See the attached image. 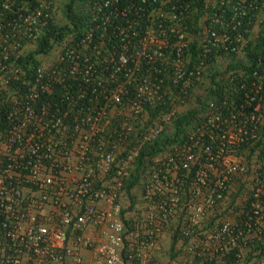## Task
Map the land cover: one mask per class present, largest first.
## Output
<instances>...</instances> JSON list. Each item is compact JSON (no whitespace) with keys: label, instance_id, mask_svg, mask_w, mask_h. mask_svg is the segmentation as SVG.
<instances>
[{"label":"built area","instance_id":"2783aa9c","mask_svg":"<svg viewBox=\"0 0 264 264\" xmlns=\"http://www.w3.org/2000/svg\"><path fill=\"white\" fill-rule=\"evenodd\" d=\"M18 1L0 0V264H160L109 187L162 149L143 190L175 224L162 264L264 253V0L93 1L76 35L55 0Z\"/></svg>","mask_w":264,"mask_h":264},{"label":"crops","instance_id":"0c3cea01","mask_svg":"<svg viewBox=\"0 0 264 264\" xmlns=\"http://www.w3.org/2000/svg\"><path fill=\"white\" fill-rule=\"evenodd\" d=\"M174 125L175 122L173 125H171L170 129L174 127ZM164 153L165 152L162 149L159 153L148 155V159H144L143 155L140 156L134 161L130 169V176L128 175L123 179L119 178L121 184H111V187H109L110 189H114L116 194H120L119 198L124 206L123 215L128 227H130L132 231L136 235H139V237L141 238L152 237L154 243L157 245L158 250L154 253L153 256H148L147 260H150L153 263V261L155 262L157 261V259H159L160 264L164 263V259L168 258V250L171 244V237L173 236L175 224L171 223V225L167 227H157L155 223L148 221L146 207L147 204L144 200L143 190L145 185L149 184L148 177L144 175V172L151 166L157 165L158 162L162 159ZM230 197H234V194L230 193ZM223 210L224 208L220 211ZM228 210L229 212L227 213L229 214L225 218L229 219L230 221H236V214H233V210L236 209H234V207H231ZM216 212H218V210ZM82 232V235L84 237H90L96 240L102 239L100 235L101 229L99 227L93 226L90 223L83 229ZM200 233L203 234L204 231ZM81 255L83 257V264H90L94 256V251L93 249H83L81 250ZM240 256L241 258L243 257V261H248L246 264H264L263 252L262 254H257L254 249L251 250L247 247L243 252L242 250H240ZM172 258L175 257L173 256ZM258 258L260 259L259 262ZM223 260L225 261V264H229L227 263L229 258L225 257L223 258Z\"/></svg>","mask_w":264,"mask_h":264},{"label":"trees","instance_id":"16d2710c","mask_svg":"<svg viewBox=\"0 0 264 264\" xmlns=\"http://www.w3.org/2000/svg\"><path fill=\"white\" fill-rule=\"evenodd\" d=\"M31 4H35V0H29ZM93 1L99 0H67L65 5L64 15L67 18L69 24L73 27V31H75V35L79 33L80 29L85 30L87 27H91L90 18L87 17L85 9L86 6H91ZM195 5L198 7L201 6L200 1H193ZM17 9L20 8V2L17 0ZM10 20V18H8ZM57 30L54 25L50 24L48 27V31L46 36L39 42L37 45V52L45 51L49 49V39L50 37H54ZM81 32V31H80ZM59 35V34H58ZM59 39V38H57ZM187 118L180 119L177 123V128L185 123ZM264 250V249H263Z\"/></svg>","mask_w":264,"mask_h":264},{"label":"rangeland","instance_id":"374dc122","mask_svg":"<svg viewBox=\"0 0 264 264\" xmlns=\"http://www.w3.org/2000/svg\"><path fill=\"white\" fill-rule=\"evenodd\" d=\"M55 3L57 5V13H56V24L58 26H64L65 25V19H64V6L66 3V0H55Z\"/></svg>","mask_w":264,"mask_h":264},{"label":"clouds","instance_id":"9594fccd","mask_svg":"<svg viewBox=\"0 0 264 264\" xmlns=\"http://www.w3.org/2000/svg\"><path fill=\"white\" fill-rule=\"evenodd\" d=\"M183 118H185V117H183ZM183 118H180V119H183ZM186 118H187V117H186ZM180 119H178V121L175 122V126H177V123L179 122ZM183 124H184V123H183ZM183 124H182V125H183ZM180 126H181V125H180ZM178 128H179V127H178ZM145 153H147L148 155H154L156 152H153V153L145 152ZM157 153H159V152H157Z\"/></svg>","mask_w":264,"mask_h":264}]
</instances>
